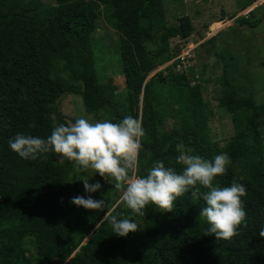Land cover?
I'll return each instance as SVG.
<instances>
[{
	"label": "trees",
	"instance_id": "trees-1",
	"mask_svg": "<svg viewBox=\"0 0 264 264\" xmlns=\"http://www.w3.org/2000/svg\"><path fill=\"white\" fill-rule=\"evenodd\" d=\"M55 2L46 7L37 0H0V264H264V103L242 96L244 89L224 77L218 107L234 135L221 148L211 141L202 86L177 72L182 60L165 66L181 54L172 41H187L195 31L189 17L169 25L163 0ZM103 11L120 35L123 100L103 97L102 64L92 51ZM62 95L80 96L95 122L125 115L141 120L138 175L158 159L181 171L177 144L206 159L227 153V172L214 183L246 187V222L228 240L209 233L199 216L200 193L207 191L200 186L178 197L172 212L149 204L143 216H134L111 205L106 212L142 223L141 245L132 232L118 237L106 222L99 224L104 213L93 221L70 202V177L81 174L70 162L57 164L52 153L28 161L8 148L17 133L50 135L56 126L52 105Z\"/></svg>",
	"mask_w": 264,
	"mask_h": 264
},
{
	"label": "clouds",
	"instance_id": "clouds-1",
	"mask_svg": "<svg viewBox=\"0 0 264 264\" xmlns=\"http://www.w3.org/2000/svg\"><path fill=\"white\" fill-rule=\"evenodd\" d=\"M144 135L138 117L125 115L118 122L104 118L94 123L81 117L68 124L56 125L47 137L17 133L9 138L8 148L24 160H44L52 153L58 162H70L76 172L92 170L115 188L122 189L112 210L123 205L134 216H143L149 204L162 212H172L178 197L189 191L198 192L197 186L203 187L207 191L200 193L204 206L200 208L199 216L207 223V231L218 239L228 240L235 236L239 226L246 222L242 200L246 196V187L237 182L229 185L214 183L216 177L227 172L228 154L220 153L206 159L199 154L186 153L184 145L177 144L175 159L182 166L181 171L165 166L158 159L143 175H138ZM80 181L85 195L72 197L73 205L85 210H103L99 224L106 222L118 237L137 231L139 225L134 219L118 218V215L105 212V201L92 197L91 193L101 188L99 182L89 183V179L83 177ZM259 236L264 237V226L260 228Z\"/></svg>",
	"mask_w": 264,
	"mask_h": 264
},
{
	"label": "rangeland",
	"instance_id": "rangeland-1",
	"mask_svg": "<svg viewBox=\"0 0 264 264\" xmlns=\"http://www.w3.org/2000/svg\"><path fill=\"white\" fill-rule=\"evenodd\" d=\"M46 7L56 4V0H37ZM169 25H178L182 17H189L194 25V33L187 41H172L173 48L179 47L181 54L165 66L182 60L177 72H185L190 80L200 84L207 104L211 141L223 148L234 135L231 120L226 112L218 107L222 95L224 77L237 88L244 91L242 96H252L258 104L264 103V0H163ZM248 19L254 28L245 24ZM92 51L97 63L102 64L105 85L102 94L106 99H124V76L121 61L120 35L110 24L106 13L101 14L99 28L93 37ZM159 68L151 77L165 69ZM102 78V75H101ZM60 107V109H59ZM56 125L68 124L77 118L95 122L84 109L83 101L77 95H62L52 105ZM68 117V120L65 118ZM89 183L99 182L101 188L91 193L97 200H104L106 212L113 201L119 198L122 189L115 188L107 180L100 178L92 170L70 177L71 197L79 193L85 195L81 178ZM77 207V206H76ZM81 211L83 208L78 207ZM85 210V209H83ZM96 221L103 210H85ZM80 213L75 215L78 223ZM137 231L136 245L146 241L142 223ZM128 236V235H127ZM29 257L34 259L30 247ZM37 259V258H36ZM34 264H40L34 261ZM131 264H137L132 262Z\"/></svg>",
	"mask_w": 264,
	"mask_h": 264
},
{
	"label": "water",
	"instance_id": "water-1",
	"mask_svg": "<svg viewBox=\"0 0 264 264\" xmlns=\"http://www.w3.org/2000/svg\"><path fill=\"white\" fill-rule=\"evenodd\" d=\"M56 163H57V164H60V162H58L57 160H56ZM54 264H56V263H54Z\"/></svg>",
	"mask_w": 264,
	"mask_h": 264
},
{
	"label": "built area",
	"instance_id": "built-area-1",
	"mask_svg": "<svg viewBox=\"0 0 264 264\" xmlns=\"http://www.w3.org/2000/svg\"><path fill=\"white\" fill-rule=\"evenodd\" d=\"M182 61H183V59H182Z\"/></svg>",
	"mask_w": 264,
	"mask_h": 264
}]
</instances>
